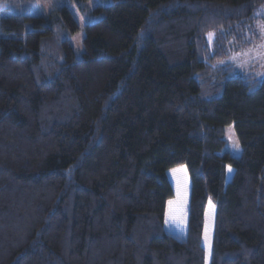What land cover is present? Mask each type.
<instances>
[{
    "label": "trees",
    "instance_id": "1",
    "mask_svg": "<svg viewBox=\"0 0 264 264\" xmlns=\"http://www.w3.org/2000/svg\"><path fill=\"white\" fill-rule=\"evenodd\" d=\"M263 4H83L79 55L63 1L2 16L0 264H264V76L218 64Z\"/></svg>",
    "mask_w": 264,
    "mask_h": 264
},
{
    "label": "rangeland",
    "instance_id": "2",
    "mask_svg": "<svg viewBox=\"0 0 264 264\" xmlns=\"http://www.w3.org/2000/svg\"><path fill=\"white\" fill-rule=\"evenodd\" d=\"M59 1H63L73 11L80 24V29L70 36V42L76 54L79 55L83 50L84 19L81 18L78 7L83 6V4L88 8L96 5H106L109 4L110 0H0V18L12 12L47 14ZM253 15V23L246 31L247 38L250 40L249 43L239 50H230L223 59L218 61V64L230 63L241 71L250 72L258 78H262L264 76V4L257 7ZM208 40H212V35H208ZM225 137L227 140L226 149L232 155L239 156L241 147L233 125L225 126ZM182 168L185 170L184 167H177L171 170V175H174L175 171L180 172ZM213 218L214 206L211 202H208L206 207V222L208 227L204 231L205 238H203L207 252L210 250V226Z\"/></svg>",
    "mask_w": 264,
    "mask_h": 264
}]
</instances>
